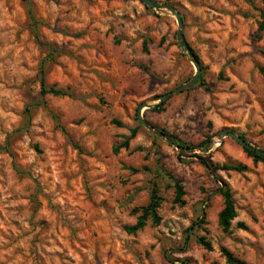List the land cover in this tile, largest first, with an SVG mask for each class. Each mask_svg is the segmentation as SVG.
Wrapping results in <instances>:
<instances>
[{
	"label": "rangeland",
	"instance_id": "obj_1",
	"mask_svg": "<svg viewBox=\"0 0 264 264\" xmlns=\"http://www.w3.org/2000/svg\"><path fill=\"white\" fill-rule=\"evenodd\" d=\"M0 0V264H264V33L245 0ZM201 81L154 108L195 75ZM32 13L36 23L29 17ZM48 87L70 97L41 95ZM184 145H168L138 120ZM138 129L129 150L121 146ZM210 142V143H209ZM219 167L237 219L218 225ZM247 167L242 173L229 165ZM185 192L175 203V184ZM157 190L160 222L133 226ZM243 224L246 229L239 227ZM200 239L210 244L204 249Z\"/></svg>",
	"mask_w": 264,
	"mask_h": 264
},
{
	"label": "trees",
	"instance_id": "obj_2",
	"mask_svg": "<svg viewBox=\"0 0 264 264\" xmlns=\"http://www.w3.org/2000/svg\"><path fill=\"white\" fill-rule=\"evenodd\" d=\"M245 1L252 7H255L256 3H258V2L261 3L262 5H264V0H245ZM159 7H161V6L156 4V8H159ZM29 17H30V20L35 24L36 21H35L31 12L29 13ZM259 17H260V22H259V26H258V31L256 33V37L258 39H261L262 35L264 33V9L259 10ZM188 54L192 58L196 59L199 63V59H198L197 55L195 54V52L190 47H189V53ZM262 54L264 55V51L262 52ZM259 72L262 75V77H264V68H260ZM41 78H42V81H41V95L42 96H48L49 95V96L58 97V98L70 97L67 92H65L63 90H59L56 87H48L46 85L45 79H44V70L43 69L41 70ZM200 81H201V78L194 85L199 84ZM168 99L169 98L162 97L161 103L154 108V111H156L157 113H162L164 111L163 107L165 105V102ZM161 131L166 135V137L168 139L179 144L181 147H184V145L181 142L177 141L172 135H169L164 130H161ZM137 133H138L137 128L132 129L130 138H128L123 144H121V146L114 147L113 153L118 154L121 149L129 150L130 141L136 137ZM0 149H3L4 151H6L8 154L11 155L8 147H6V148L0 147ZM244 151L247 154V156L250 159H252V161L255 164H263L264 165V150L254 148L248 144V147L244 148ZM203 164L208 171H210L211 173H213L215 175L217 182L220 184V187L218 189V193L223 199V208L218 215V225L224 232H227L231 228L232 223L238 217L236 207H235V202L233 199V195H232L231 190L228 187V185L225 182H223V180H221L218 176H216L215 173L217 170H219V167H216L215 169H213V166L211 164H209L207 162H203ZM224 169L226 171H230V172L242 173V172H245L247 170V167L243 166L241 164H234V165L226 166ZM184 196H185L184 188L179 183L175 184V203L176 204H183L184 203L183 202ZM161 201H162V199L160 198L157 190L154 189L151 193L150 202H149L148 206L138 210V212H140L141 214L139 215V217L137 219V223L133 226H126L124 228L126 233L129 235H136L138 232L143 231L150 222H152L155 225L159 224L160 218H159L158 212H159V209L161 206ZM239 227H241L242 229H246V227L243 224H239ZM198 243L204 249H206L208 251L211 250L210 244H208L205 241V239H200ZM222 253H223V256L226 258L227 264H248L245 261H242V260L236 258L232 253H230L229 251H227L225 249L222 250Z\"/></svg>",
	"mask_w": 264,
	"mask_h": 264
},
{
	"label": "water",
	"instance_id": "obj_3",
	"mask_svg": "<svg viewBox=\"0 0 264 264\" xmlns=\"http://www.w3.org/2000/svg\"><path fill=\"white\" fill-rule=\"evenodd\" d=\"M142 2V4L147 7V8H151V9H156V4L155 2H153L152 0H140ZM171 12L173 13V15L176 17L177 19V25H178V39L180 41V44L182 46V48L189 53V46L186 42L185 39V35H184V21L183 18L181 16V14L179 12H177L174 9H170ZM191 62L193 63L194 67H195V75L191 78V80H189L186 84H184L183 86L173 90L172 92L168 93L167 95L163 96L165 98H172L176 95H179L181 93H183L184 91H186L187 89H189L191 86H193L194 84H196V82L200 79L201 75H202V67L200 66V64L198 63V61L194 58L191 57ZM142 108L141 107L139 109V114H138V120L140 122V124L146 129L148 130L150 133H152L154 136H156L157 138L165 141L168 145L172 146L173 148L177 149L179 152L184 151L185 149L183 147H181L179 144L173 142L172 140L168 139L166 137V135L159 129L155 128L153 125H151L148 121H146L142 115ZM225 138H230L234 141H236L238 144H240L243 148H247L248 144L246 143V141L241 138L238 135H235L233 133H224L219 137V140L222 141Z\"/></svg>",
	"mask_w": 264,
	"mask_h": 264
}]
</instances>
